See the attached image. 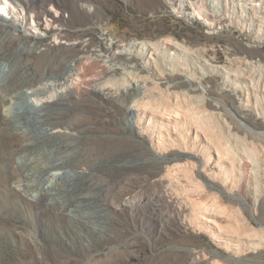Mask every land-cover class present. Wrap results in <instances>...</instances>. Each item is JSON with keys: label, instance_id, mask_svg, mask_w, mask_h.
<instances>
[{"label": "rangeland", "instance_id": "obj_1", "mask_svg": "<svg viewBox=\"0 0 264 264\" xmlns=\"http://www.w3.org/2000/svg\"><path fill=\"white\" fill-rule=\"evenodd\" d=\"M8 1L9 10H0V68L6 71L0 77V264H189V252L197 249L207 255L204 263L213 255L229 258L228 249L239 243L234 236L218 242L207 232L185 231L171 215L153 228L141 210L118 206L116 196L124 186L130 189L129 199L146 201L161 195L163 163L149 138L134 134L128 111L133 89L114 97L100 94L95 87L114 91L123 81L109 76L101 62L78 57L105 43L106 57L124 59L120 50L133 42L171 39L195 50L211 66L234 68L236 59L247 58L264 67V42L253 45L242 28L239 9L222 18L218 30L210 31L197 16L178 13L175 0ZM13 9L23 22L7 19L4 11ZM72 61L79 82L64 97L32 110L25 131L16 129L22 122L16 108L28 103L20 89L59 75ZM174 79L182 80L178 75ZM202 84L207 114L213 112L212 105H219L237 138L220 133L213 117L206 120L208 125L231 150L241 152L243 128L237 122L238 103L230 85L224 83L222 72L208 68ZM11 96L15 102L8 113ZM254 116V122L262 124ZM53 127L60 132L51 131ZM51 160L61 165L57 173L68 174L60 185L45 178L52 173L44 168ZM26 176L28 188L22 181ZM197 177L208 190L207 198L221 195L222 188L212 185L211 177L201 173ZM246 178L238 193L251 216L250 228L254 227L248 233L256 234L264 227V195L252 205ZM35 184L55 189L64 203L62 210L31 186ZM223 200L230 207L234 203L231 209L237 207L236 202ZM170 206L160 201L161 210ZM240 238L245 250L250 239L245 234ZM247 260L264 264V248L237 258Z\"/></svg>", "mask_w": 264, "mask_h": 264}, {"label": "bare ground", "instance_id": "obj_2", "mask_svg": "<svg viewBox=\"0 0 264 264\" xmlns=\"http://www.w3.org/2000/svg\"><path fill=\"white\" fill-rule=\"evenodd\" d=\"M8 4V0H0V10H9ZM235 7L239 9V16L244 19L242 28L249 33L253 45L258 46L264 42V0H175L178 13H186L188 17L197 16L207 24L210 31L218 30L221 19L232 15ZM6 10L4 15L7 19L14 23L24 21L16 9ZM31 29L38 33V28L33 24ZM105 45L107 44L104 43L100 48L85 49L78 59L85 58L89 63L101 62L109 76H119L123 81L114 91L104 86L95 87V91L100 94L114 97L118 92L133 89L128 111L132 115L134 134L140 138H149L151 148L163 163L159 176V181L164 184L161 195L146 201L129 199L130 189L124 186L116 196L118 206L141 210L153 228L171 215L180 220L185 231L207 232L218 242H226L229 236H234L237 238L235 241L239 242L234 248L228 249L232 252L229 258L213 255L206 263L207 255L203 249L192 250L189 252V264H260L253 260L237 261L244 252L264 248V227L260 228L259 233H248L254 227L250 228L251 216L247 214L245 202L240 199L238 191L243 177L247 176L252 205H258L264 195V67L254 65L247 58L236 59L234 68L233 65L211 66L195 50L171 39L133 42L128 48L120 50L124 59L106 57ZM167 55L170 56L169 59ZM130 59L138 61L130 62ZM207 68L222 72L224 83L230 85L231 94L238 103L236 118L239 120L238 124L242 125L245 143L241 152L231 150L229 144L222 141L220 133L237 137L232 133L228 120L219 113V105H212L211 114L206 112L202 83ZM145 72L146 74L139 76ZM5 73L4 68H0V77ZM78 73L75 61H72L59 75L51 76L36 86L20 89V95L28 103L16 108V115H21L22 118L19 125L16 123V129L25 131L24 123L32 120V110L64 97L79 82ZM176 75L182 80H175ZM10 101L6 110L8 113L13 110L15 96H11ZM252 115L261 120L262 124L257 125L251 118ZM211 117L216 120L220 133L208 125L206 120ZM54 130L60 132L61 128L53 127L51 131ZM30 131L36 136L41 134L37 130ZM170 152L173 155L167 157ZM44 168L45 172L52 171L46 175V180L58 185L63 176L68 175L57 173L61 170L58 160H51ZM199 173L211 177L212 185L222 188L220 196L206 197L208 190L200 178L197 179ZM28 178L26 176L22 179L26 188L29 187ZM31 186L47 194L53 205L62 210L64 203L59 194L54 192L55 189L45 187L44 184L41 187L40 184ZM223 197L231 203L236 202L237 207L231 209L234 203L231 207L228 206ZM161 200L170 203L168 210L160 209ZM241 234L250 239L245 250V247H241Z\"/></svg>", "mask_w": 264, "mask_h": 264}]
</instances>
